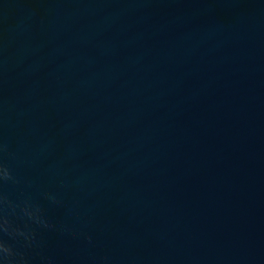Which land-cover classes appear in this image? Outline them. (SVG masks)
<instances>
[{
	"label": "water",
	"instance_id": "obj_1",
	"mask_svg": "<svg viewBox=\"0 0 264 264\" xmlns=\"http://www.w3.org/2000/svg\"><path fill=\"white\" fill-rule=\"evenodd\" d=\"M0 264H264V0H0Z\"/></svg>",
	"mask_w": 264,
	"mask_h": 264
}]
</instances>
